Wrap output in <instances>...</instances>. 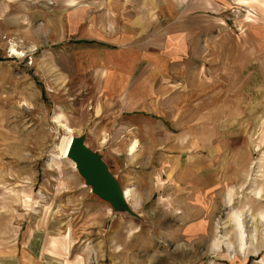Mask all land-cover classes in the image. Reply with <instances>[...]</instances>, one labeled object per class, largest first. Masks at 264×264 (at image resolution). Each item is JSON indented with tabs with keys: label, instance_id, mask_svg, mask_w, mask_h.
Instances as JSON below:
<instances>
[{
	"label": "rangeland",
	"instance_id": "rangeland-1",
	"mask_svg": "<svg viewBox=\"0 0 264 264\" xmlns=\"http://www.w3.org/2000/svg\"><path fill=\"white\" fill-rule=\"evenodd\" d=\"M168 1L0 0V240L30 250L32 264H264V226L256 220L264 214L262 74L246 83L248 112L239 115L235 107L232 114L260 127L243 131L256 144L239 161L220 166L221 183L208 197L197 192L199 178L191 172L185 194L173 188L180 184L175 173L166 178L172 162L164 160L163 145L171 140L167 135L177 141L182 130L163 129L155 115L144 116L138 129L130 125L134 114L117 116L104 107L102 67L92 58H102L103 48L122 36L120 48L136 38L163 40L167 25L189 21L164 19V13L157 18L155 10L173 9ZM173 1L181 7L189 0ZM235 1L232 10L250 19L245 15L253 11L245 5L257 4ZM71 15L77 19L73 29ZM198 21L191 18L196 28ZM206 22L231 34L241 31L232 17ZM192 40L198 41V32ZM238 94L222 100L225 119L226 103L236 106ZM56 117L100 156L122 192L131 190L129 201L123 197L124 205H113L92 190L72 160L57 157L64 130ZM225 194L232 198L228 206ZM242 212L245 248H228L230 242L237 246L234 217Z\"/></svg>",
	"mask_w": 264,
	"mask_h": 264
},
{
	"label": "crops",
	"instance_id": "crops-1",
	"mask_svg": "<svg viewBox=\"0 0 264 264\" xmlns=\"http://www.w3.org/2000/svg\"><path fill=\"white\" fill-rule=\"evenodd\" d=\"M252 1L257 6H245L250 7L253 16L244 14L250 19L242 20V12L232 10L237 8L233 7L238 4L235 0H189L181 7H178L177 1L169 0L167 3L173 9L169 13L155 10L159 13L157 18L163 19L164 13L167 14L164 19L182 18L189 21H183L181 25L176 22L167 25L165 33L168 35L163 40L158 39L157 35L145 42L142 38L141 42L136 38L133 45L120 48L123 43L117 42L124 41L122 36L112 41L115 44L103 48L102 58L91 60L93 65L102 67L101 91L107 99L104 101L106 110L116 109L117 116L134 114L135 122L130 125L138 129H142L144 116L150 115L154 120L155 115L163 124V129L172 127L182 130L177 141L167 135L171 140L163 145L165 151L162 152L164 160L172 162L171 166L166 167V178L172 180V173H175L174 177L180 181L175 186L173 183L176 192L180 190L185 194L191 184L185 177L190 176L188 173L191 172L199 178L197 192H203L208 197L221 183L219 179L224 163L234 162L236 158V162L239 161L256 144L243 131L260 127L232 116L235 107L239 115L248 112L249 94L246 90L249 85L246 83L256 76L255 72L262 74L261 89H264V0ZM193 16L198 17V29L191 24ZM213 17H232L234 25L241 31L236 33L233 30L231 34L223 25H207L206 20ZM72 18L71 15L68 24L73 29L77 19ZM155 20L159 22V19ZM58 23L57 29H61L62 22L56 21V25ZM196 32L197 42L192 40ZM192 50H198L197 59H191ZM235 92L239 93L238 97L234 100L232 95L231 99L236 106L226 103L230 116L225 119L222 100ZM231 199L225 194L223 203L225 201L228 206ZM259 214L256 220L264 226ZM239 239L237 246L231 243L233 249H239ZM14 242L7 247L0 240V264H32L30 250H21L20 245Z\"/></svg>",
	"mask_w": 264,
	"mask_h": 264
},
{
	"label": "water",
	"instance_id": "water-1",
	"mask_svg": "<svg viewBox=\"0 0 264 264\" xmlns=\"http://www.w3.org/2000/svg\"><path fill=\"white\" fill-rule=\"evenodd\" d=\"M70 159L79 173L91 184L92 190L115 206L124 205V194L106 169L100 156L93 152L82 137H74L69 151Z\"/></svg>",
	"mask_w": 264,
	"mask_h": 264
},
{
	"label": "bare ground",
	"instance_id": "bare-ground-1",
	"mask_svg": "<svg viewBox=\"0 0 264 264\" xmlns=\"http://www.w3.org/2000/svg\"><path fill=\"white\" fill-rule=\"evenodd\" d=\"M12 51H13L12 53H14V55L19 53L15 48H13ZM21 53H22V51H21ZM22 55H23V53H22ZM55 121L64 130V134L61 136V139H60V143H59V147H58L59 148V154H58L57 157L58 158H65V159L71 161V159L69 157V151H70V147H71L72 140L74 138L73 137V131H74V129L70 125H68L65 122H63L62 120H60L58 117L55 118ZM137 145H138V142L136 140L130 143V145L128 147L129 154L133 153L136 150ZM70 163H73L74 168L76 167L75 166V163L73 161H71ZM123 190H124L123 194H124V197H125L126 201L127 200L129 201L130 200V197H131V190L128 189V188H124ZM256 194L259 195L258 192ZM243 215H245V212H242L241 214H239V215H237V216L234 217L235 218V223H236L235 225H236V227H238L236 229L239 230V235H240V237L238 236L240 238L239 239L240 240V243L238 242L239 243L238 244L239 245L238 248L240 250H243L245 248V242H246L245 241V231H244V227L246 225L244 226V220H243L244 217H243ZM259 217L262 219V221H264V214H260ZM233 224H234V221H233ZM227 247L228 248H232L233 247V245L231 244V242L227 244Z\"/></svg>",
	"mask_w": 264,
	"mask_h": 264
}]
</instances>
